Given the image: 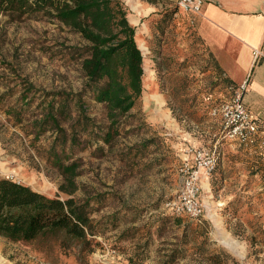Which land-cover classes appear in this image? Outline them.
Returning a JSON list of instances; mask_svg holds the SVG:
<instances>
[{"label":"rangeland","instance_id":"1","mask_svg":"<svg viewBox=\"0 0 264 264\" xmlns=\"http://www.w3.org/2000/svg\"><path fill=\"white\" fill-rule=\"evenodd\" d=\"M123 1L144 54V90L113 141L95 140L104 151L94 141L76 154L82 169L76 196L99 198L93 218L103 222L100 245L84 252L79 244L62 248L54 238L23 244L0 237V264H168L177 249L172 264H264V144L248 149L222 138L210 111L229 90L193 14L177 0ZM85 44L56 21L0 13V162L11 169L0 177L67 197L59 190L62 176L47 161L54 133L35 139L34 131L48 93L83 88L74 47ZM84 99L100 135L110 122L107 109L90 93ZM12 105L20 120L7 112ZM215 144L217 165L204 180L205 220L198 225L168 203L182 188L181 163Z\"/></svg>","mask_w":264,"mask_h":264},{"label":"trees","instance_id":"2","mask_svg":"<svg viewBox=\"0 0 264 264\" xmlns=\"http://www.w3.org/2000/svg\"><path fill=\"white\" fill-rule=\"evenodd\" d=\"M0 13L13 19L47 18L86 41L74 47L86 78L83 88L77 93H48L34 131L35 139L48 131L54 133L47 161L62 176L59 190L67 197L49 196L21 181L0 177V237L23 244L54 238L62 248L79 244L82 251H93L100 245L97 236L104 233L103 222L93 218V202L99 198L76 196L80 189L77 178L82 173L76 154L92 148L97 139L111 143L122 117L136 108L142 96L144 54L137 41V27L131 24L123 0H0ZM88 93L107 109L110 122L99 129L100 135L84 99ZM15 108L12 105L7 112L12 115ZM15 114L20 120V111ZM84 132L89 139L83 142ZM95 143L97 152L104 151L103 145ZM176 252L179 249L170 255L168 264L175 262Z\"/></svg>","mask_w":264,"mask_h":264},{"label":"crops","instance_id":"3","mask_svg":"<svg viewBox=\"0 0 264 264\" xmlns=\"http://www.w3.org/2000/svg\"><path fill=\"white\" fill-rule=\"evenodd\" d=\"M193 16L219 74L230 82L228 98L230 85L246 82L243 100L264 122V56L255 60L254 54L255 49L264 54V0H204L201 13Z\"/></svg>","mask_w":264,"mask_h":264},{"label":"built area","instance_id":"4","mask_svg":"<svg viewBox=\"0 0 264 264\" xmlns=\"http://www.w3.org/2000/svg\"><path fill=\"white\" fill-rule=\"evenodd\" d=\"M204 0H177L178 6L186 13L200 14ZM255 60L264 54L255 49ZM247 83L230 85L231 96L211 108V115L220 122L222 138L245 148L264 144V126L255 117L243 100ZM215 149L200 147L192 160H186L178 167L182 188L177 199L168 203L176 215L186 216L201 223L205 218V202L202 196L204 180L209 178L217 165V144Z\"/></svg>","mask_w":264,"mask_h":264},{"label":"bare ground","instance_id":"5","mask_svg":"<svg viewBox=\"0 0 264 264\" xmlns=\"http://www.w3.org/2000/svg\"><path fill=\"white\" fill-rule=\"evenodd\" d=\"M140 11V10H139ZM152 86V85H151ZM152 89V88H151ZM156 99V98H155ZM11 171V169L6 166L4 163L0 162V172L2 174H8Z\"/></svg>","mask_w":264,"mask_h":264}]
</instances>
